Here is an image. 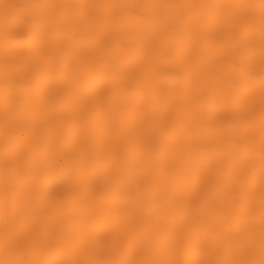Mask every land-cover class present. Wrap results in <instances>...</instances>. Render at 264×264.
Listing matches in <instances>:
<instances>
[{
	"label": "bare ground",
	"instance_id": "6f19581e",
	"mask_svg": "<svg viewBox=\"0 0 264 264\" xmlns=\"http://www.w3.org/2000/svg\"><path fill=\"white\" fill-rule=\"evenodd\" d=\"M0 264H264V0H0Z\"/></svg>",
	"mask_w": 264,
	"mask_h": 264
}]
</instances>
